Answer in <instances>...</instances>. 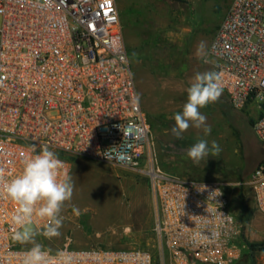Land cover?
Segmentation results:
<instances>
[{
  "label": "built area",
  "instance_id": "2783aa9c",
  "mask_svg": "<svg viewBox=\"0 0 264 264\" xmlns=\"http://www.w3.org/2000/svg\"><path fill=\"white\" fill-rule=\"evenodd\" d=\"M43 4L0 0V189L43 146L64 162L61 174L77 157L139 171L153 198L156 250L42 248L70 253L71 264H234L241 230L222 185L157 166L115 0ZM207 52L231 108L259 112L251 130L264 143V0H232ZM246 184L264 215V162ZM18 207L0 193V264H23L32 247L12 239ZM46 224L33 216L35 229Z\"/></svg>",
  "mask_w": 264,
  "mask_h": 264
},
{
  "label": "rangeland",
  "instance_id": "374dc122",
  "mask_svg": "<svg viewBox=\"0 0 264 264\" xmlns=\"http://www.w3.org/2000/svg\"><path fill=\"white\" fill-rule=\"evenodd\" d=\"M231 2L126 0L118 13L157 166L193 180L220 183L241 230L240 254L234 264H264V253L249 257L242 246L246 241L264 240V215L255 209L246 184L253 170L264 162V143H259L251 131V122L259 116L257 109L234 110L224 96L201 109L211 127L209 135L195 127L180 138L171 132L173 117L182 111L195 75L212 70L208 46ZM200 139L207 140L209 146L216 141L222 150L195 164L187 150ZM69 175L75 187L60 213L61 235H37L34 242L21 245L35 243L49 250L65 245L86 248L77 245L80 237L90 240V246L139 247L155 252L154 203L144 174L77 157L70 162ZM44 228L37 230L42 233ZM154 264H158L156 260Z\"/></svg>",
  "mask_w": 264,
  "mask_h": 264
},
{
  "label": "clouds",
  "instance_id": "9594fccd",
  "mask_svg": "<svg viewBox=\"0 0 264 264\" xmlns=\"http://www.w3.org/2000/svg\"><path fill=\"white\" fill-rule=\"evenodd\" d=\"M53 0H44L42 6H51ZM223 92L222 73H197L193 82L187 88V99L182 111L174 115V126L171 132L180 138L190 127L203 129L204 135L211 132L206 123V116L201 109L216 103ZM221 148L216 141L211 146L205 139H200L188 150L187 156L193 163L199 164L202 159L219 155ZM33 153L36 148L33 146ZM64 162L47 146H43L37 154L23 159L22 171L19 175L3 184L0 193L19 207L11 216L14 226L12 239L17 242H34L37 235L47 238L61 235L62 217L60 215L65 202L74 193V182L67 172L61 174ZM46 219L47 224L43 232L33 227V216ZM72 256L67 252H59L50 256L40 244L33 243L23 256V264H71Z\"/></svg>",
  "mask_w": 264,
  "mask_h": 264
},
{
  "label": "trees",
  "instance_id": "16d2710c",
  "mask_svg": "<svg viewBox=\"0 0 264 264\" xmlns=\"http://www.w3.org/2000/svg\"><path fill=\"white\" fill-rule=\"evenodd\" d=\"M224 98L223 94L221 95L220 99ZM253 122V121H252ZM251 122V125H252ZM240 245V243H238ZM244 246L243 251L244 254L248 255L249 257H253L255 253H264V240L260 242H244L242 244Z\"/></svg>",
  "mask_w": 264,
  "mask_h": 264
},
{
  "label": "crops",
  "instance_id": "0c3cea01",
  "mask_svg": "<svg viewBox=\"0 0 264 264\" xmlns=\"http://www.w3.org/2000/svg\"><path fill=\"white\" fill-rule=\"evenodd\" d=\"M125 1L126 0H115V2H116V6H117V9H118V11H119V13L121 14V11H122V9L124 8V6H125ZM256 117H254V119H255ZM252 131V130H251ZM169 173H172V174H175V175H178V176H182V177H185L183 174H180V173H173V172H169ZM185 178H187V177H185ZM76 243H77V245H81V246H83V247H88V246H90L89 244H90V240H86V239H83V238H78L77 237V239H76Z\"/></svg>",
  "mask_w": 264,
  "mask_h": 264
}]
</instances>
